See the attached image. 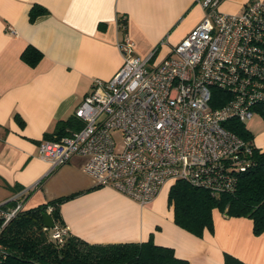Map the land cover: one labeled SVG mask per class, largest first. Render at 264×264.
I'll use <instances>...</instances> for the list:
<instances>
[{"label":"crops","instance_id":"0c3cea01","mask_svg":"<svg viewBox=\"0 0 264 264\" xmlns=\"http://www.w3.org/2000/svg\"><path fill=\"white\" fill-rule=\"evenodd\" d=\"M245 1L220 0L218 9L237 12ZM34 3L46 12L30 20ZM203 15L199 0H0V204L24 191L25 207L73 193L58 205L61 220L88 242L151 239L188 264H223L224 253L264 264V230L254 234L249 217L213 208L212 230L196 235L174 222L171 182L140 204L111 186L96 185L81 168L82 156L52 169L38 155L44 133L73 114L93 80L109 79L120 67L117 43L123 33L133 41L134 57L155 48L152 61L158 62ZM28 45L42 53L34 66L20 57Z\"/></svg>","mask_w":264,"mask_h":264},{"label":"built area","instance_id":"2783aa9c","mask_svg":"<svg viewBox=\"0 0 264 264\" xmlns=\"http://www.w3.org/2000/svg\"><path fill=\"white\" fill-rule=\"evenodd\" d=\"M199 1L200 22L158 62L152 61L155 48L134 57L133 41L123 33L120 67L109 79L95 78L74 108L81 127L42 139L39 157L53 169L82 156L81 168L96 185L140 204L177 179L212 193L233 191L253 146L224 122L245 123L264 105V2L247 0L239 11L224 12L220 0ZM5 29L15 33L11 24ZM211 86L227 96L215 98ZM24 195L2 212L3 223L25 208ZM49 229L59 242L69 233L55 222Z\"/></svg>","mask_w":264,"mask_h":264},{"label":"trees","instance_id":"16d2710c","mask_svg":"<svg viewBox=\"0 0 264 264\" xmlns=\"http://www.w3.org/2000/svg\"><path fill=\"white\" fill-rule=\"evenodd\" d=\"M46 12V8L34 3L29 18ZM125 28V18L120 17ZM120 27V25H119ZM121 28V27H120ZM122 28V29H124ZM21 59L30 66L42 57L32 45L26 46ZM215 95L227 96L223 90L211 86ZM212 104H216L211 101ZM264 122V105L256 107ZM22 123V121H20ZM82 121L74 114L55 122L52 131L45 132L44 139L58 138L80 128ZM224 125L252 144L250 164L237 174L233 191L212 193L209 190L177 179L168 189V201L173 208V219L186 230L201 235L204 229L212 230L213 208L228 216H246L252 220V231L264 230V150L253 142L254 135L236 118L225 120ZM27 195V194H26ZM72 194L59 196L44 203L19 210L3 223L2 212L12 207L16 199L0 204V264H188L177 257L169 246L154 243L151 239L134 242H88L70 232L62 242L51 237V229L45 228L42 214L47 212L55 224H63L58 205ZM25 196V195H24ZM223 264H247L237 257L224 253Z\"/></svg>","mask_w":264,"mask_h":264},{"label":"rangeland","instance_id":"374dc122","mask_svg":"<svg viewBox=\"0 0 264 264\" xmlns=\"http://www.w3.org/2000/svg\"><path fill=\"white\" fill-rule=\"evenodd\" d=\"M244 124L246 128L253 133L255 144L258 147L263 148L264 146H261L264 144V122L260 115L255 113L253 117ZM115 138L118 142L121 141V135L119 133H115Z\"/></svg>","mask_w":264,"mask_h":264},{"label":"water","instance_id":"95a60500","mask_svg":"<svg viewBox=\"0 0 264 264\" xmlns=\"http://www.w3.org/2000/svg\"><path fill=\"white\" fill-rule=\"evenodd\" d=\"M42 217H43V223H44L45 228L54 227V221L48 212L43 213Z\"/></svg>","mask_w":264,"mask_h":264}]
</instances>
